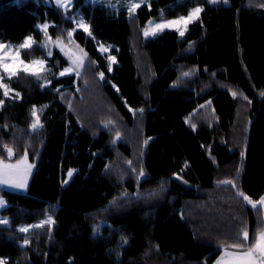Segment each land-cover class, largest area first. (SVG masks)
<instances>
[{"label":"trees","instance_id":"obj_1","mask_svg":"<svg viewBox=\"0 0 264 264\" xmlns=\"http://www.w3.org/2000/svg\"><path fill=\"white\" fill-rule=\"evenodd\" d=\"M196 6L183 37L144 36L152 18ZM80 16L91 36L75 29ZM44 22L53 38L75 29L88 60L79 78L53 76L46 86L20 70L6 78L17 98L0 87V158L13 147L36 162L26 192L0 187L7 264H214L223 249L251 247L264 208L239 193L264 196V0H151L135 14L88 0H73L71 11L0 0V40L33 36L23 57L58 70L68 60L56 48L45 54ZM99 43L116 57L111 71ZM34 107L43 108L37 129ZM46 215L55 223L19 231Z\"/></svg>","mask_w":264,"mask_h":264},{"label":"rangeland","instance_id":"obj_2","mask_svg":"<svg viewBox=\"0 0 264 264\" xmlns=\"http://www.w3.org/2000/svg\"><path fill=\"white\" fill-rule=\"evenodd\" d=\"M88 1L102 2V3L107 4L110 7H113L114 9H119L121 7H125L128 10V5H130V4L136 3V4H140L141 5L143 3H147V2L149 3L151 0H88ZM46 2L55 4V5H59V6L63 7L64 9H67V10H70V11L73 8V0H70V3H67L66 0H60L59 4L57 3V0H46ZM209 2L210 3H216V2H219V0H209ZM225 2H227V0H225ZM196 7H200L201 9H203V7H201V6H196ZM138 8L134 12H131V14H135L137 12ZM188 14L181 15V16L174 17V18L157 17V18H152L150 21H153L155 24H160V23H164V22H167V21L179 20L181 17H187ZM199 17H200V14H199ZM74 20H75V26H76L75 29H80L79 27H77V25H78V22H81V21L83 22L84 25L89 27L88 22L82 16L77 17ZM195 21L196 20H194L193 22H195ZM193 22H191V23H193ZM191 23H189L187 25L186 29H185V27L182 24L181 25H176V26H170V27L164 28L162 31H158L156 33V35H149L147 37H155L159 33L163 32L166 29H172V30H176L177 31V27H179V29L181 31H184V33L186 34V32H187V30L189 28V25ZM44 25H47L49 27L50 23L49 22L40 23L39 27L41 28L42 31H44L43 30V26ZM146 27H150L149 22L146 25ZM70 32H72V36L71 37H69L67 35V37H65V38H53L49 34H47V29H46V35H44V40H43L42 44L46 45L45 47H43L44 51H45V54H47L48 51H51L52 54H53V50L56 48L68 60V64L65 65L64 67L58 69V70L55 69L54 66L50 65V61L47 58H45V57H35V58H25V57H23L22 51H21L22 49L19 48V46L22 43L21 44H14V43H10V42H4V41H1V40H0V43H3L5 45L10 46V47L5 48L3 51L4 52H9L12 55H14L17 50H19V59L15 60L14 63L16 65H18L21 69L23 68V65H28L29 67L34 68V69H39L40 66L38 64L37 65H33L32 62L33 61L43 60L44 61L43 70L39 71L38 75H33L31 72H28V73L32 74L37 80H39L43 84V86H46V85H48L50 83V81H51L50 79L53 76H61L59 73L61 71H63L64 69H69V71L67 73H65L63 76L69 75V74H74V75H76L77 78H79V76L81 75V73L83 71V68L86 65V62L88 60V53L86 51V48L78 40H76L73 37L74 31L72 30ZM44 34H45V31H44ZM30 37H32V39H33V36H30ZM58 40H59L60 43H56ZM98 47H99L100 51H101V48L106 49L105 51H101V52L102 53H106L108 55V58L112 57V56L115 57V55L111 52V47L107 46L106 44L99 43ZM84 54H86V55H84ZM76 58H79L80 60H82V63H77L76 62ZM21 60L23 61V64H20ZM115 60H116V57H115ZM111 64H113V63H111ZM0 77H2V81H0V83H2L3 85L7 86V90L9 92L8 97H14V98L19 97L21 93L18 90H16L13 87H11L10 84L6 81V78L8 77V74L3 72L2 70H0ZM1 88H2V90L4 92L5 91L4 87H1ZM17 93H19V96L16 95ZM35 109H36L37 117L39 118V124L42 125L41 120H40V111L43 108L42 107H36ZM34 119L35 118L33 117V122H34ZM37 128H39V127H37ZM8 149H11V153L8 152ZM0 162H2L3 164L18 165V168L13 169V171L19 173L21 176H25L26 177V181H27L26 188L24 190H18V189L14 188V187H10V186H7V185H2V184H0V187H4V188L15 190V191L26 192L28 190V188H29V184H30L31 178H32L34 170H35L36 162L32 161V159L30 158V156H29V154L27 152L24 153L22 156H18V154L16 153V151H15V149L13 147H7V155H6L5 158H0ZM29 165L31 166L30 169L28 168ZM71 177L68 176V180ZM248 197H250V196H248ZM2 198L5 201V204L7 205V200L4 197H2ZM250 198L253 201H258L259 200V199L253 198V197H250ZM246 203H247V201H246ZM248 205L251 206L250 204H248ZM258 206H259V204L257 205V207ZM261 206L264 208V205H261ZM2 208L3 207H0V211H1ZM196 208L197 207L192 208L189 213H191V212L193 213L195 210H198V208L197 209ZM48 216H51V215H46L45 217L41 218L39 221L34 222V223L21 224L19 226V229L21 227L39 225L42 221L47 220ZM3 219H7V221H8L9 218L8 217H3L1 215V212H0V220H3ZM53 220H54V218H53ZM44 225H46V224H44ZM34 228L35 227H30L28 232H22V233L27 235ZM261 234H264V231H262L260 233V235ZM240 252H241V250L223 249L222 253L216 259L214 264H217L218 261H221V264H235V259L240 254ZM0 261H3L4 264H7V258L6 257L0 256ZM256 264H260V260H259L258 256L256 257Z\"/></svg>","mask_w":264,"mask_h":264},{"label":"snow or ice","instance_id":"obj_3","mask_svg":"<svg viewBox=\"0 0 264 264\" xmlns=\"http://www.w3.org/2000/svg\"><path fill=\"white\" fill-rule=\"evenodd\" d=\"M66 2L70 3V0H66ZM57 3L59 4L60 0H57ZM140 6H141L140 4H136V3L128 5L129 13L134 12ZM201 11L202 9L200 7H196L191 12H189L187 17H181L179 20L167 21V22L160 23V24H155L153 21H149L150 27H146L144 29V35L146 37L149 35H156L158 31H162L164 28H167L170 26L181 25V24L186 29L189 23L193 22L194 20L199 19V14L201 13ZM47 27H48L47 25L43 26L45 35H46ZM77 27L82 28L83 31H85L89 36L92 35L90 28L84 25L82 21L78 22ZM73 31H75V29ZM177 31H179V34L181 37L184 36L185 34L184 31H181L179 27H177ZM68 36L71 37L72 32H69ZM34 43L35 42L33 41L32 37L29 36L25 38L24 42L19 46V48L20 49H30ZM56 43H60L59 40ZM40 46L45 47L46 45H40ZM7 47H10V46L0 43V70L7 73L9 79H11L12 76L16 75L17 72L20 70H23L24 72H31L33 75H38L39 71L43 70V65H44L43 60L32 62L33 65L38 64L40 66L39 69L31 68L28 65H23V68L21 69L18 65L14 63L15 60L19 59V50H17L15 54L12 55L9 52L3 51ZM105 50L106 49L101 48V51H105ZM47 55L51 56L52 52L48 51ZM109 60H110V64H109L108 71H111V63H115V57L114 56L109 57ZM76 62L82 63V60H80L79 58H76ZM20 64H23L22 60L20 61ZM68 71L69 69H64L59 74L63 76ZM190 74L191 73H188V72L183 73L184 76H188ZM99 75L101 78L104 77L103 72L99 73ZM0 81H2V77H0ZM0 87H4L5 89L4 95L7 97L9 95L7 86L0 83ZM16 95L19 96V93H17ZM233 95H235V93H233ZM262 95H264V93H262ZM2 104H3V101H0V105ZM139 111L143 112V109H140ZM32 116L35 119L31 127L33 129H36L37 127H42V125L39 124V118L37 117L35 107L33 108ZM119 135H120L119 132H117V137H119ZM145 144H147V141H145ZM8 152L11 153V149H8ZM241 155L243 156L244 153L242 152ZM16 168H18V165L3 164L2 162H0V184L14 187L18 190H24L27 184L26 177L21 176L17 172H14L13 169H16ZM28 168L30 169L31 166L29 165ZM74 171L75 170H69L67 175L71 177ZM133 171H135V169H133ZM143 176H144V172H143V169H141L139 173V177H143ZM178 178L182 179V177H178ZM225 183L232 184V186L235 187V184L232 181H225ZM239 195L242 196L243 199L252 206V208H256L258 204L264 205V196H261L258 201H253L250 197H248L242 192L239 193ZM5 206H6L5 201L3 200L2 197H0V207H5ZM0 223L7 224L8 221L7 219H3V220H0ZM54 223L55 221L53 220L52 216H48L47 220L42 221L39 225L21 227L19 231L28 232L30 227H42L44 224H54ZM94 233H95V229H94ZM242 235H243V240L245 242L248 241L249 239L248 231L244 230ZM122 240L126 242L125 237H122ZM24 244L25 245L29 244V240L27 238L24 240ZM233 247L241 250L240 254L235 259V264H256L257 256L259 257L260 264H264V234H261L260 236L256 237L255 243L251 247H248L247 249H244L243 244H237V245H234ZM0 264H4V262L0 261ZM217 264H221V261H218Z\"/></svg>","mask_w":264,"mask_h":264}]
</instances>
